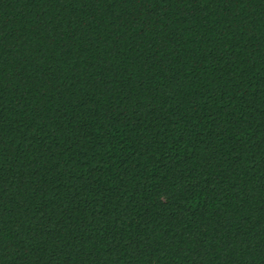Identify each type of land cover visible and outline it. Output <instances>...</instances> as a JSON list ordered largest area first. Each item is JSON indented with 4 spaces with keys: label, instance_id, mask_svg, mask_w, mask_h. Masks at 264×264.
I'll list each match as a JSON object with an SVG mask.
<instances>
[{
    "label": "trees",
    "instance_id": "16d2710c",
    "mask_svg": "<svg viewBox=\"0 0 264 264\" xmlns=\"http://www.w3.org/2000/svg\"><path fill=\"white\" fill-rule=\"evenodd\" d=\"M0 264H264V0H0Z\"/></svg>",
    "mask_w": 264,
    "mask_h": 264
}]
</instances>
